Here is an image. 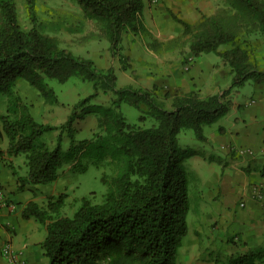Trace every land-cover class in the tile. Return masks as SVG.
Wrapping results in <instances>:
<instances>
[{"label":"trees","instance_id":"16d2710c","mask_svg":"<svg viewBox=\"0 0 264 264\" xmlns=\"http://www.w3.org/2000/svg\"><path fill=\"white\" fill-rule=\"evenodd\" d=\"M76 1L86 19L101 25L113 56L121 54L124 33L144 30L140 20L145 7L143 0ZM230 1L243 7L250 19L247 21L264 33V0ZM27 4L33 27L25 31L19 22L15 0H0V104L3 95L10 103L13 88L20 79L39 86L52 104L57 98L53 91L47 90L46 79L64 83L71 78H82L94 84L95 93L81 100L62 126L38 123L25 104L20 115L11 119L9 112L2 117L0 136L4 134L9 141L6 154L9 157L25 155L27 174L18 177L21 186L48 185L58 180L67 157L62 155L61 144L58 142L54 149H49L37 139L57 130H61V137L68 130L74 142L73 124L85 118L88 112L83 107L100 89L105 93L113 91L115 98L110 106H93L99 126L107 132L105 136H117L122 144L117 149L118 156L112 160L117 170L103 202L92 203L84 198L73 216H63L64 194L54 201L49 198L47 206L31 201L23 210V218H35L47 229L42 248L48 264H102L101 261L176 264L189 232L191 209L189 181L183 164L189 149L179 146L178 136L182 131L192 130L198 140H205L203 127L214 124L229 110L223 98L248 81L264 83V70L253 65L252 53L229 30L233 22L224 24L216 16H203L201 30L194 33L190 45L191 55L216 53L220 56L231 68L232 86L222 95L202 97L195 91L176 95L172 98V107L167 109L157 98V86L152 90L117 89L113 68L103 70L92 59L60 47L56 38L41 33L36 25L34 0H27ZM172 17L181 23L185 34L193 33L191 24L174 13ZM222 46L229 47L222 51ZM14 99L16 107H20L21 98ZM122 103L131 104L143 113L140 120L149 115L155 124L150 127L129 124L119 111ZM4 154L0 149V159ZM71 170L85 172L87 167L74 162Z\"/></svg>","mask_w":264,"mask_h":264},{"label":"crops","instance_id":"0c3cea01","mask_svg":"<svg viewBox=\"0 0 264 264\" xmlns=\"http://www.w3.org/2000/svg\"><path fill=\"white\" fill-rule=\"evenodd\" d=\"M143 1L145 8L141 17L144 18L146 11L160 33L161 27H165L164 32L182 29L173 21L169 22L170 9L187 22L195 23L202 14L214 15L222 6L219 0H160L155 6H151L148 0ZM69 6L70 9L65 8L62 12L70 20V24L64 21L66 32L82 34L86 23L82 8L76 0ZM163 19L166 24L161 26ZM140 34L143 33L132 35L126 53L128 56L132 55V58L144 60L148 57L157 61L164 70L161 76L150 72L151 79L155 82H148L150 84L145 89L152 90L154 86L158 87V91L168 88L172 91L170 98L193 90H197L202 97L222 95L230 90L232 73L227 66L221 75L223 79L215 87L207 83L209 75L205 76L201 67L194 69L191 76L179 78L174 64H182L184 61L185 57L181 52L174 63L166 64L172 53L147 52V44L140 42ZM173 38L174 35H170L168 40L157 39L156 43H167ZM203 56L204 54L194 59L202 60ZM260 61L264 64V54ZM209 65V71L216 66L211 63ZM164 75L172 85H165ZM254 89V94L245 101L229 98L228 112L215 122L217 126L210 132L206 133L203 127L206 139L198 145L199 151L187 148L189 154L184 158L183 164L189 181V192L192 189L198 200L192 205L190 199V211L196 216L193 222L194 236L187 245L197 244L198 251L193 249L191 252L190 247L183 249V242L179 260L181 264H264V83H255ZM231 95L232 93L224 97L223 101L226 102V98ZM29 101L34 102L33 98H29ZM2 132L0 125V133ZM50 133L58 134L56 131ZM8 146L7 137L3 134L0 136V149L5 154L0 159V186L16 209L0 208V264H8L2 252L6 243L11 244L13 251L19 259L25 260V264H48L42 248L47 236L46 227L35 218L25 219L22 215L31 201L44 205L42 200L46 196L42 195V188L45 186H21L18 177L27 174L25 159L9 157L6 154ZM242 202L245 204L243 207ZM218 242L225 244L224 252L217 251ZM203 244L205 250H202Z\"/></svg>","mask_w":264,"mask_h":264},{"label":"rangeland","instance_id":"374dc122","mask_svg":"<svg viewBox=\"0 0 264 264\" xmlns=\"http://www.w3.org/2000/svg\"><path fill=\"white\" fill-rule=\"evenodd\" d=\"M72 1L73 0H34L37 28L44 35L56 38L60 47L66 48L76 55L92 59L97 67L103 70L113 68L117 76V89L124 87L145 89L150 84L148 82H155L151 79V73L154 72V74H157L158 76H161L164 73L163 66L161 69V65L158 64L157 61H153L148 57L144 58V60H141L138 57L132 58V55L129 54L130 56H128L126 53L128 51L126 50L127 44H130L132 35L138 33H143L139 35L140 42L147 44V52L160 51L163 53H172L169 62L166 64L174 63L181 52L183 58L185 57L184 61L182 64L177 62L174 64L175 73H177L179 78L189 77L194 69L201 67L204 70L205 76L206 74L209 75L207 83L215 87L217 83L221 82V79H223L221 75L224 74L225 66L230 68L216 53L204 54L202 60H198L199 58L194 59L191 55L190 45L194 39V33H198L201 30L199 25L203 21V16L207 15L202 14L200 20L195 23L188 22L194 27V30L192 34H185L183 26L172 17V13H174L177 18L184 19L177 12L170 9L169 15L171 21L169 22L172 23L173 21L176 26H180L182 29H180V31L178 29L175 31L167 30L164 32L163 29L165 27H161L160 29L162 33H160L154 25L152 17H149L145 11L144 18L141 17L142 15L140 16L144 30L138 33L132 31L124 33L125 39H123L121 54L113 56L110 53V43L106 39L99 23L85 18L86 23L82 29L85 32L82 34L66 32L67 28L65 27L64 21L70 24V20L69 17H65V12L64 14L62 12L65 11V8L70 9L69 5H71ZM159 1L154 3L152 0H148L151 6H155ZM219 1L222 6L218 9L216 14L211 16H216L217 19L224 24L229 21L233 22L228 26L229 30L234 31L237 35L238 42L243 48L247 49L248 52L252 53L250 60L253 65L259 70H263L264 68L262 67L264 64L260 61V58H262V54H264V33L260 32L258 26L247 21L250 20L249 16L246 14V10L239 4L230 0ZM15 2L17 5L20 25L23 30L27 31L33 27V20L27 0H15ZM164 24H166L165 19L162 20L161 26ZM170 35H174V38L172 40L169 39L167 43H156L157 39H164V41L168 40ZM136 44L139 45L138 42H136ZM228 47L229 46H222L220 50L223 51ZM122 57L125 58V61L124 59L122 60ZM189 58H192V60L189 61ZM210 63L216 65L212 71H209ZM167 77L169 78L168 74ZM167 77L164 75L165 85L170 86L172 84H170ZM232 80L233 75L230 78V87L232 86ZM44 84L46 85L47 90L53 91L54 96L57 98L55 104L48 101L49 98L40 90L39 86H33L25 79H20L16 82L13 88V96L10 97V99H12L10 103L7 102L8 97L4 95L1 96L0 125L2 126V129V117L9 112L11 119L20 115L24 112V107H22L24 104L28 108V113L38 123L62 126L74 112L75 106L81 100L95 93V87L92 82L78 77L71 78L64 83L54 79H46ZM254 84L253 81H248L244 86L232 89V95L231 97L228 96L226 98L225 103L230 105V100L228 101L229 98L240 102L245 101L254 94ZM221 85L224 86V83ZM193 91L198 93L197 90ZM171 93L172 91L170 89L168 90V88H161L156 92L158 100L167 109L172 107V98H170ZM15 96H19L23 102L19 103L20 107H16ZM29 98H33L34 102L29 101ZM114 98L115 93L113 91L105 93L100 89L97 96L83 107L88 113L84 119L77 120L73 124L75 130L74 142L71 141L68 130H64L61 137V130H57V135L55 133H48L37 139L38 143H44L49 149H54L59 142L63 152L62 155H64V157L67 156L64 166L60 170V177L58 180L48 185H40L45 186L42 188V195L46 196V198L42 200L44 202L43 206H47L49 198L52 197V200L54 201L59 196L65 194V205L61 210V215L71 217L81 206L84 198L90 200L92 203H101L105 200L109 183H111L117 170L116 164L113 163L114 157L118 156L117 149L122 144L117 136H105L107 132L99 126V117L94 112L95 109L93 106H110ZM83 108H78L77 112L79 113ZM119 111L125 116L127 122L131 125L136 124L142 127H150L155 124V120L149 115H145L147 117L140 120L143 113L131 104L122 103ZM215 126H217V123L204 126L205 132H210ZM98 135L100 137H98ZM178 143L182 148L199 151L198 145L201 144V141L195 137L192 130H185L179 134ZM69 155L70 158H68ZM18 157L25 159V155L23 154ZM74 162H79L82 166L87 167V170L85 172H73L71 168ZM189 195L191 197L190 199H192V205H194L198 201L195 197V192L191 189ZM195 216L196 215L192 210L188 214L189 233L184 239L185 243L183 247V249L190 247L192 249H190L191 252H193V249L198 251L197 244L187 245L189 240H192L194 236L193 222ZM43 227L45 228L44 225ZM205 243L208 242L206 241ZM202 247H204L202 250L206 249L205 244H203ZM180 250L182 249L180 248ZM180 250L178 252L176 264H181L179 263ZM225 250V244L218 242L217 251L224 252ZM101 262L102 264H107L106 261Z\"/></svg>","mask_w":264,"mask_h":264},{"label":"built area","instance_id":"2783aa9c","mask_svg":"<svg viewBox=\"0 0 264 264\" xmlns=\"http://www.w3.org/2000/svg\"><path fill=\"white\" fill-rule=\"evenodd\" d=\"M154 3H157L159 0H152ZM189 61L192 58L188 59ZM245 204L242 202L241 206L243 207ZM0 208H9L10 210H15L16 206L9 201L6 197L4 188L0 186ZM4 256L6 257L8 264H25V260L19 259L18 255L13 251L10 243H6L2 250Z\"/></svg>","mask_w":264,"mask_h":264}]
</instances>
